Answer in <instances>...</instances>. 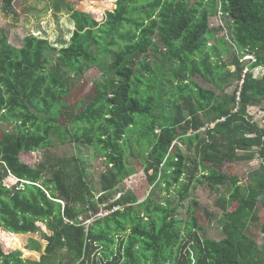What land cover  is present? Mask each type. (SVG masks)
<instances>
[{
	"label": "trees",
	"instance_id": "1",
	"mask_svg": "<svg viewBox=\"0 0 264 264\" xmlns=\"http://www.w3.org/2000/svg\"><path fill=\"white\" fill-rule=\"evenodd\" d=\"M1 2L14 11L15 0ZM219 12L230 36L210 24ZM71 17L75 29L58 49L33 34L14 47L0 27V264H264V124L249 110L264 112V0H116L100 19L82 9ZM92 67L100 79L75 112L67 98ZM136 134L152 186L141 202L121 187L134 173L126 159ZM67 140L105 162L101 195L83 159L50 152ZM41 150L40 164L21 160ZM255 158L243 183L234 163ZM197 185L229 189L208 208L192 196ZM156 189L167 194L157 199ZM112 190L120 196L107 203ZM216 214L225 219L219 240L205 235ZM43 224V247L8 244Z\"/></svg>",
	"mask_w": 264,
	"mask_h": 264
},
{
	"label": "rangeland",
	"instance_id": "2",
	"mask_svg": "<svg viewBox=\"0 0 264 264\" xmlns=\"http://www.w3.org/2000/svg\"><path fill=\"white\" fill-rule=\"evenodd\" d=\"M116 0H15L14 11L7 12L2 8V2L0 0V27L3 28L8 34V41L14 47H21L23 45L24 38L28 35H36L44 37L50 40V42L58 48L63 45V41H68L71 38L72 32L75 29L74 20L71 17L73 10L82 9L87 12H91L95 17L99 19L102 17L106 10L114 9V3ZM230 18L228 16H222L221 13L210 17V24L213 27L225 26L223 33L230 36ZM219 35H221L219 33ZM213 42V40L210 41ZM66 43V42H65ZM164 50V48H163ZM49 55L55 59L58 56V51L52 50ZM253 58V57H252ZM149 59L154 62V56L149 55ZM235 67H231L233 70ZM168 70V68H166ZM165 70V71H167ZM261 71V72H260ZM254 72L258 76H262L263 69L258 67L254 69ZM101 71L97 67H92L84 73L81 81H76V86L72 89L69 97L67 98L68 104L73 106L75 112L79 111L81 102L84 97L91 93V86L93 83L100 79ZM194 80L201 86L217 91L218 88L201 76H195ZM250 114L260 125H263L264 112L260 110L259 105L250 107ZM138 134L130 136L129 141L132 148L131 153L127 157V163L134 170V173L130 175L122 184V192H132L139 200L143 201L150 193L152 186L150 185L147 176L144 171V158L147 155L148 149L143 144L144 140L139 143L137 141ZM180 147L184 155L191 160V149L187 144L180 143ZM52 153L59 154L61 156H67L71 158V162H75L78 157L84 160L88 180L92 185L95 193L99 196L100 193V176L106 170L105 162L102 158H97L93 150L85 146H77L68 140L59 144L55 142L54 147L50 149ZM44 150L34 152H23L21 154V160L31 166L40 164L45 159ZM75 157L76 159H73ZM261 163L260 159L255 158L251 161H241L234 163V174L237 175L243 183H246L250 172L253 168L257 167ZM9 183L15 182V179L8 180ZM12 181V182H10ZM229 189L228 185L219 187H209L208 185H197V188L192 191V196L198 199L203 207L212 208L216 199L226 190ZM154 197L161 199L167 194L166 191L161 189L154 190ZM100 193V194H99ZM109 195L107 197V203L117 199L120 193L110 191L105 193ZM172 198V195H170ZM191 200V192L182 202L179 208V216L182 218L187 217L186 206ZM173 203H179V197L176 195L172 198ZM102 215L109 213L108 210L100 209ZM259 214L264 218V208L259 210ZM93 220V219H92ZM224 216L216 214L208 226L205 228V235L214 239H222L224 232L222 226L224 224ZM90 223V220L86 221ZM47 226L43 224L42 230L36 233L26 235H11L12 241H8L10 247H16L22 249L28 245L31 247L34 243L32 240L39 242L42 247L45 245V234H49ZM30 243V244H29ZM260 249L264 250V236H259ZM26 255L23 254L22 257ZM31 258H37L38 253L32 250ZM99 257V256H98Z\"/></svg>",
	"mask_w": 264,
	"mask_h": 264
},
{
	"label": "built area",
	"instance_id": "3",
	"mask_svg": "<svg viewBox=\"0 0 264 264\" xmlns=\"http://www.w3.org/2000/svg\"><path fill=\"white\" fill-rule=\"evenodd\" d=\"M253 56H249V58H252Z\"/></svg>",
	"mask_w": 264,
	"mask_h": 264
}]
</instances>
